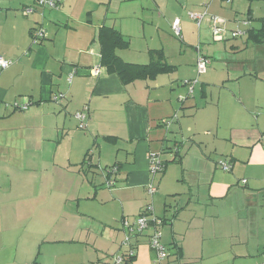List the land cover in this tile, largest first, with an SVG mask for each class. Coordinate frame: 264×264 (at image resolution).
Segmentation results:
<instances>
[{"label":"crops","instance_id":"0c3cea01","mask_svg":"<svg viewBox=\"0 0 264 264\" xmlns=\"http://www.w3.org/2000/svg\"><path fill=\"white\" fill-rule=\"evenodd\" d=\"M250 1L246 36L264 17V8ZM159 2L63 0L57 8H41L35 0H0V56L12 60L0 69V149L16 132L22 139V133L34 130L51 141L46 134L64 125L67 114L71 121L72 111L87 107V132H80L73 148L81 157L66 158L71 170L89 162L86 170H76L83 182L74 212L66 205L71 197L57 203L53 186L20 187L13 200L2 199L11 191L0 190V264H109L111 255L123 250L122 218L132 221L149 196V151L186 165L199 181L197 199L183 198L174 207V223L164 234L170 241L163 243L170 256L163 264H258L263 259L264 43L243 39L224 49L219 63L207 70L209 60L200 73L196 93L195 86L189 93L182 81L194 75L198 53L207 58L208 53L196 48L183 67L169 59L164 43L139 46L137 54L131 50L133 34L150 25L159 30L161 23L171 28L178 10ZM30 5L35 10L24 14ZM102 26L128 40V47L116 50L124 61L147 64L150 50L161 49L173 69L122 83L101 65L97 34ZM35 28L44 30L37 43L31 39ZM95 66L101 67L97 75L90 71ZM56 93L63 94L58 101L51 99ZM25 100L29 106L17 112L13 102ZM178 108L179 118L170 122L172 133L166 137L161 120L172 118ZM220 160L229 162L230 170L221 169ZM25 164L31 165L24 163V169ZM97 164L118 165L117 175L110 176L112 188L87 179ZM162 219L172 223L167 215ZM124 264H159L149 233L136 238L135 255Z\"/></svg>","mask_w":264,"mask_h":264},{"label":"rangeland","instance_id":"374dc122","mask_svg":"<svg viewBox=\"0 0 264 264\" xmlns=\"http://www.w3.org/2000/svg\"><path fill=\"white\" fill-rule=\"evenodd\" d=\"M179 1L180 7L175 0H161L159 4L168 8V4L170 3L173 6L174 11L178 10L177 17L180 18L181 37L174 35L172 28H170L166 23H161L159 30L157 29V26L151 27L150 25V27H148L145 32L133 34L131 47V50L133 52L137 54V52H139V46H142L144 44L157 47L161 46L164 43V45L166 46V51L169 55V59L182 63L181 65H183L184 67L185 64L190 61L193 54L197 52L196 48H198L201 49L200 51L208 53V59L211 60V66H208L207 68V70H209L211 69V67H214L215 63H219V59L222 58L220 52H222L224 56L226 55L224 49L230 51L232 49V44H239L243 39L247 40V36L244 34L235 37H231L230 34H228L224 40H216L212 36L207 18H204L200 27L197 28L195 21L189 17V12L207 11L208 14L220 15V17L222 16L225 20L227 19L225 22V27L228 31L238 29L243 31L245 27L243 23H241V21L248 20L247 9L249 7L248 5L251 2L250 0H232L230 2H228L227 0H213L211 2L210 0ZM256 4H260L261 9L263 10L264 0H254V3L252 5L254 6ZM254 25H256V27L258 28L260 27L259 23H257L256 21ZM156 33H158V40L155 36ZM187 33L191 36V38L187 36ZM142 35L145 36L146 40H144V37H142ZM189 41L191 42L189 43ZM203 75L204 74L198 75V81H202ZM196 76L197 73L195 67V73L190 77L191 80L196 78ZM185 80L186 78L182 81V83H184ZM196 84L194 85L195 93L199 87V85L197 84L196 86ZM183 86L185 87L187 92H189L188 85L184 83ZM212 90L213 93L216 92L215 88H213ZM179 111L180 109L178 108L177 112H175L172 118H170L171 123H174V121L179 118ZM76 112L72 111L70 113L71 116H74ZM68 119H70V115L67 114L66 123L64 125L59 126L56 131H53V134H46L51 135L49 136L51 138V141L42 138L40 134H37L38 132H35L34 130L27 131L28 134L22 133V139H20L21 132L19 131V135H17L18 133L16 132L14 133V135L8 136L9 144L7 142V144L3 145L0 149V190L3 189L6 193L7 191H11V194L7 193L6 197L2 199H15V191L20 187L53 186L56 190L57 203L59 202V200H61L62 197L69 196L72 199L68 201L66 205L71 206L72 211H75L76 202L78 200L76 199L78 195L77 193L79 192V189L81 188V184L83 182L82 174H78L76 170L78 168H83V170H86L87 164L89 162L86 161L85 163H83V165H78L76 167V170L75 168L71 170L68 168L70 164L67 162L66 157L70 155L71 159L79 161L81 156H79V158H76L78 156L74 153L73 148L77 144L78 136L79 134H81L80 132L86 133L87 130L78 127V120L75 118V116L72 117L71 121ZM161 127L163 128L166 137H169L172 133L170 131V126L165 124ZM184 128L187 130L186 125L184 126ZM26 136L29 138H25ZM168 142V140H165L164 148L167 147ZM186 144L187 146L190 145V143ZM192 147L194 148V146ZM150 152L157 151H149L148 155ZM95 153H97V150ZM163 155L164 158H167L169 153L165 152L163 153ZM53 161L56 163V166L52 164ZM93 161H96L95 156L92 159V162ZM28 162H30L31 165L27 166V164H25L26 166L24 169L22 165ZM35 162H38V167L33 165V163ZM166 163L167 167H165L163 171H158L153 176L149 172L148 159V183L152 180L154 185L157 187V191L152 196H147L145 198V205L143 206L145 207L148 204L152 205L153 210L152 213L149 214L151 216H159L162 218V215H167L169 216V218H172L171 224L163 220V223L160 225V230L162 232L161 242L164 244L170 241V238L168 240L164 239V234L174 223L175 216H171V214L174 212V207L178 205L180 201L185 200L190 196H192L193 201H195L194 199H197V196L200 195L198 188L199 181L196 180L197 178L191 172L192 169L188 168L184 164L173 162ZM110 166L112 165L104 166L101 164H97L96 166H94L96 167V172L93 174L88 173L87 179H93V181L96 182L97 185L100 184L101 180L103 181V183L104 181L106 182V180L108 179L106 178V175H109V178H112L110 176L117 175V172L119 170L118 165L113 164V166L117 167V171L114 174L109 173ZM218 166H220L219 162ZM83 177L86 178L84 175ZM180 195L183 196L180 197ZM58 196L61 197L58 198ZM198 200L204 201L201 198ZM135 217L136 216H134V218ZM152 228L153 227L150 226L149 228L145 229L142 234H150ZM121 232L122 237L120 239V243L125 235L123 229H121ZM140 235L141 234L131 237V243L133 245L136 244V238H138Z\"/></svg>","mask_w":264,"mask_h":264},{"label":"built area","instance_id":"2783aa9c","mask_svg":"<svg viewBox=\"0 0 264 264\" xmlns=\"http://www.w3.org/2000/svg\"><path fill=\"white\" fill-rule=\"evenodd\" d=\"M63 0H35V6L41 8H57ZM230 2L231 0H227ZM35 10L33 5L25 6L23 8L24 14L32 13ZM189 17L193 19L199 27L204 20L207 18L209 22L212 36L216 40H224L225 37L230 34L231 37H235L243 34L242 30H230L228 31L225 27L226 20L223 17L214 14H208L207 11H190ZM243 24H248L249 20H242ZM171 28L174 35L181 37V26H180V18L176 17L171 23ZM44 37V30L42 28H35L31 30V39L33 43H37L41 38ZM12 63V60L3 58L0 56V69L7 68ZM209 63V59L201 53H198L196 58V78L192 80H185L184 83L188 85L189 93L193 91V87L195 83L198 81V75L206 70L207 64ZM101 70L100 66H95L91 68V73L93 75H97ZM71 74L68 76V80H70ZM63 96L62 93H56L52 95L51 99L54 101H58ZM29 101L25 100L23 102H13L12 106L15 110L23 111L29 106ZM75 118L78 120V127L84 129L87 125V107H84L82 110L77 111L74 114ZM171 119L164 118L161 120V124L169 125ZM149 159V172L154 176L158 171L160 172L163 168V163L161 159L160 152H150L148 155ZM220 167L223 170H230L231 164L226 161H219ZM117 167L110 166L109 173H116ZM245 182V179L242 180ZM115 180L112 178H108L105 182L107 187L113 186ZM146 191L149 196H152L156 191L157 187L154 185L151 180L146 185ZM153 207L151 204L145 206L141 212L136 215V217L130 221L128 218L124 217L122 219V229L125 232L124 238L121 240L120 246L123 248L122 251L116 252L111 255L109 264H124L125 261L135 255V245L131 243V237L142 234L143 231L150 226H152V231L149 234V246L154 254V260L163 264L165 260L169 257L168 250L166 246L161 242L162 232L160 230V225L163 223L162 219L157 216H151L149 214L152 213ZM258 264H264V257Z\"/></svg>","mask_w":264,"mask_h":264},{"label":"trees","instance_id":"16d2710c","mask_svg":"<svg viewBox=\"0 0 264 264\" xmlns=\"http://www.w3.org/2000/svg\"><path fill=\"white\" fill-rule=\"evenodd\" d=\"M259 21V28L247 30V40L251 43H264V17L260 18ZM97 38L100 43L101 65L106 68L107 72L116 73L120 81L124 84L138 78H154L159 73H166L173 69L172 65L166 63L164 53L161 49L150 50V60L147 64H136L124 61L116 53V50L128 47V40L112 27L102 26L98 31ZM107 138L110 139V137ZM162 163L163 168L161 171L164 170L166 165V162L163 160ZM168 253L170 256L169 250ZM178 255H180V252Z\"/></svg>","mask_w":264,"mask_h":264}]
</instances>
